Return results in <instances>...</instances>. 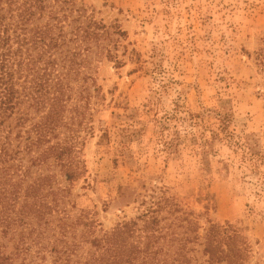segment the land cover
Wrapping results in <instances>:
<instances>
[{
    "label": "rangeland",
    "instance_id": "obj_1",
    "mask_svg": "<svg viewBox=\"0 0 264 264\" xmlns=\"http://www.w3.org/2000/svg\"><path fill=\"white\" fill-rule=\"evenodd\" d=\"M82 1L127 35L122 65L100 64L74 210L110 230L161 188L202 227L237 226L264 264V0Z\"/></svg>",
    "mask_w": 264,
    "mask_h": 264
},
{
    "label": "trees",
    "instance_id": "obj_2",
    "mask_svg": "<svg viewBox=\"0 0 264 264\" xmlns=\"http://www.w3.org/2000/svg\"><path fill=\"white\" fill-rule=\"evenodd\" d=\"M94 10L0 0V264H255L237 226L202 227L161 188L136 193L138 213L110 230L74 210L82 146L104 99L100 64L122 65L127 35ZM255 59L264 75V43Z\"/></svg>",
    "mask_w": 264,
    "mask_h": 264
}]
</instances>
